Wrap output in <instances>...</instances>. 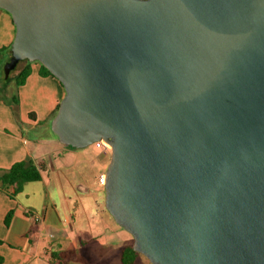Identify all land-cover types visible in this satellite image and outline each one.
Segmentation results:
<instances>
[{
  "label": "water",
  "instance_id": "1",
  "mask_svg": "<svg viewBox=\"0 0 264 264\" xmlns=\"http://www.w3.org/2000/svg\"><path fill=\"white\" fill-rule=\"evenodd\" d=\"M4 82L38 62L50 129L104 142V206L151 264H264V0H0Z\"/></svg>",
  "mask_w": 264,
  "mask_h": 264
},
{
  "label": "crops",
  "instance_id": "2",
  "mask_svg": "<svg viewBox=\"0 0 264 264\" xmlns=\"http://www.w3.org/2000/svg\"><path fill=\"white\" fill-rule=\"evenodd\" d=\"M15 32L11 15L0 10V49L11 46ZM3 54L0 58L5 61L7 55ZM8 92L18 104L0 98V169L30 159L40 172L41 179L35 183H42L44 190L41 205L30 199L38 197L37 188L26 191L31 183L15 199L0 191L1 264H121V251L129 245L130 235L109 214L98 213L99 207L94 210L87 204L93 190L82 171L77 170L79 180L74 189L61 171V166L72 161V155L80 156L78 149L64 146L55 138L30 143L25 137L24 127L35 137L45 135L50 116L65 95L62 84L54 76L42 75L40 64L33 62L24 84L15 88L14 79L10 80ZM99 148L104 155L109 153V149ZM84 159L87 166L92 164ZM109 161L97 169L102 168L98 181L104 177ZM21 196L25 197L23 204ZM69 201L75 202L73 210ZM10 211L12 217L6 227L4 219ZM32 216L39 222L35 223ZM135 264L151 263L138 256Z\"/></svg>",
  "mask_w": 264,
  "mask_h": 264
},
{
  "label": "rangeland",
  "instance_id": "3",
  "mask_svg": "<svg viewBox=\"0 0 264 264\" xmlns=\"http://www.w3.org/2000/svg\"><path fill=\"white\" fill-rule=\"evenodd\" d=\"M24 65H25V63H20L15 68V70H13L10 73V80L11 81L19 73V71L24 67ZM0 77H1V75H0ZM1 83H2V81L0 79V87H1ZM0 95H2V96L5 95V92L2 88H0ZM8 96H10V94ZM24 133H25V137L27 138V140L30 143L40 142V141L44 142L48 138L57 139L56 136L52 133L50 126L45 130V135L42 137H40V136L35 137L33 135V133L28 130L27 127H24ZM99 147H100L99 144H93V145L88 146L86 148L76 150L77 153L80 154V156L72 155V157H71L72 161H68L67 166H61V171H62V173L66 174V181L72 185L73 189L76 187V183L79 180L77 170L82 171L83 176H85L91 182V184H92L91 189L93 190L92 198L90 200L86 201L87 204L89 203V205L91 207H93L94 210L97 207H99L98 213H103L106 215V214H108V212L106 211L105 206H104V188H103V185L100 184L101 181L100 180L98 181V174L100 173V170L102 171V168L99 171L97 169H99V167H101V164L104 161H107L110 159V156H109L110 148H109V153L104 155V152ZM83 155L85 156V158H87V160L91 161L92 164L90 166L86 165V162H85ZM41 173H42V176L44 177V179H46L47 178L46 173L43 170L41 171ZM44 181H45V183L47 182L46 180H44ZM63 181L65 182L64 178H63ZM27 187L28 188H26V191H29L28 189L30 187H35V188H37V191L39 190V193L37 195L38 197L30 196V199L36 205L43 204V201H41L42 195H43L42 192L44 190L43 184L42 183H31ZM68 189H69V187H68ZM40 194H41V196H40ZM102 197H103V199H102ZM19 199L21 200V203L22 202L25 203V197L24 196H21V198H19ZM68 204L70 206V209L73 210L74 206H75V202L69 201ZM72 213H73V211H72ZM130 244H133V239L131 236H129V245ZM140 257H143V256H140ZM144 258L145 257H143V259Z\"/></svg>",
  "mask_w": 264,
  "mask_h": 264
},
{
  "label": "trees",
  "instance_id": "4",
  "mask_svg": "<svg viewBox=\"0 0 264 264\" xmlns=\"http://www.w3.org/2000/svg\"><path fill=\"white\" fill-rule=\"evenodd\" d=\"M10 49H11V46L6 49H0V57H3L2 54L5 53L7 55V58H6L7 60L10 57ZM6 60L4 61V60H1L0 58V75H1L2 67L4 63L6 62ZM20 63H25V65L14 78L15 88L22 86L27 76L30 73L31 63L27 61L19 62L16 65V67ZM40 68H41L42 75L52 76L49 73V71L46 70L42 65H40ZM9 84H10V74L5 79V81L1 83L0 88L4 90L5 95L4 96L0 95V98H3L4 100L10 102L12 105H17L18 104L17 99L11 95L8 96L9 95L8 93ZM58 107H59V104L57 105L56 109L50 116V121L57 113ZM40 179L41 177H40V172L38 168L34 165V163L30 159H25L20 162L14 163L8 169H0V191L6 193L11 199H15V197L23 191V188L26 184L39 182ZM11 217H12V211L8 212V214L6 215L4 219V225L6 227L9 226ZM138 256H142V255H140L139 253L133 250L132 244L127 245L123 247L121 251V259H120L121 264H135L136 258ZM2 262H3V258L0 256V264Z\"/></svg>",
  "mask_w": 264,
  "mask_h": 264
},
{
  "label": "built area",
  "instance_id": "5",
  "mask_svg": "<svg viewBox=\"0 0 264 264\" xmlns=\"http://www.w3.org/2000/svg\"><path fill=\"white\" fill-rule=\"evenodd\" d=\"M99 144V146H101L102 148H104V149H109V146L107 145V144H105V143H103V142H100V143H98ZM104 177L103 178H101V182H102V184L104 183ZM29 214V213H28ZM32 218H33V221L35 222V223H38L39 222V218L37 217V216H32Z\"/></svg>",
  "mask_w": 264,
  "mask_h": 264
}]
</instances>
